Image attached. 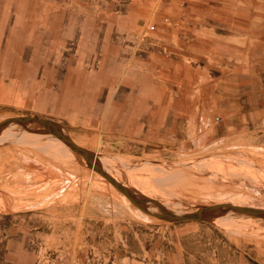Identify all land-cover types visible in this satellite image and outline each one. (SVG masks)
Segmentation results:
<instances>
[{
	"label": "rangeland",
	"instance_id": "1",
	"mask_svg": "<svg viewBox=\"0 0 264 264\" xmlns=\"http://www.w3.org/2000/svg\"><path fill=\"white\" fill-rule=\"evenodd\" d=\"M13 115L57 121L165 208L264 207V0H0ZM30 127L0 139V264H264L263 218L147 214Z\"/></svg>",
	"mask_w": 264,
	"mask_h": 264
},
{
	"label": "water",
	"instance_id": "2",
	"mask_svg": "<svg viewBox=\"0 0 264 264\" xmlns=\"http://www.w3.org/2000/svg\"><path fill=\"white\" fill-rule=\"evenodd\" d=\"M18 123L23 126L30 128L34 132L38 133H50L54 136L58 137L62 141H64L69 148L81 155L87 164V166L91 167L99 174H101L104 178L110 181L113 186L122 192L131 203L136 205L142 211L151 214L153 216L164 218L167 220H212L222 214L228 212H234L243 215L255 216L258 218L264 219V207L258 205L251 204H240L233 203L230 201H220L202 204L198 206L196 209L188 212L178 213L171 209L165 208L162 203L156 198L149 197L146 195L138 194L134 189L125 185L123 182L118 180L111 173L106 171L102 164L98 162L95 158V155L87 148L76 143L61 127V125L49 118L38 115H13L7 116L0 120V131L9 124ZM148 203H153L158 210L154 211L151 209V206Z\"/></svg>",
	"mask_w": 264,
	"mask_h": 264
},
{
	"label": "bare ground",
	"instance_id": "3",
	"mask_svg": "<svg viewBox=\"0 0 264 264\" xmlns=\"http://www.w3.org/2000/svg\"><path fill=\"white\" fill-rule=\"evenodd\" d=\"M9 125H11V124H9ZM9 125H7L6 127H4L1 131H0V139H2L3 138V136H4V134L6 133V131H7V129H8V127H9ZM64 130V129H63ZM28 133H34V131H31V130H26ZM27 133V134H28ZM26 135V134H25ZM51 135H53V134H51ZM54 136V135H53ZM55 138H57L56 136H54ZM57 140V139H56ZM61 140V139H60ZM62 141V140H61ZM57 142H59L58 140H57ZM65 145L71 152H72V154H74L73 153V151L69 148V146L64 142V141H62V142H59V145ZM83 159V158H82ZM98 159V162H100L101 164H102V166H103V168L106 170V171H108L109 173H111L113 176H115L118 180H122L121 179V177H120V175H118V174H116L114 171H113V169L109 166V165H107V163H105L103 160H101L100 158H97ZM85 163V162H84ZM86 164V163H85ZM89 167V166H88ZM91 168V167H90ZM121 182H123L125 185H127V186H129L128 185V183H126L125 181H121ZM133 204V203H132ZM136 206V205H135ZM141 210V209H140ZM152 210H154V211H157V209L155 208V206L152 208ZM171 210H173V211H175V212H178V213H182V211L181 210H179V209H173V208H171ZM144 212V211H143ZM148 214V213H147ZM225 216H222V217H218V218H216L215 219V221H219V220H221V219H223Z\"/></svg>",
	"mask_w": 264,
	"mask_h": 264
}]
</instances>
